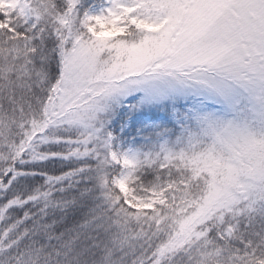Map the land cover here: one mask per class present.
Masks as SVG:
<instances>
[{"label": "snow or ice", "instance_id": "6c2138e0", "mask_svg": "<svg viewBox=\"0 0 264 264\" xmlns=\"http://www.w3.org/2000/svg\"><path fill=\"white\" fill-rule=\"evenodd\" d=\"M0 264H264V0H0Z\"/></svg>", "mask_w": 264, "mask_h": 264}]
</instances>
